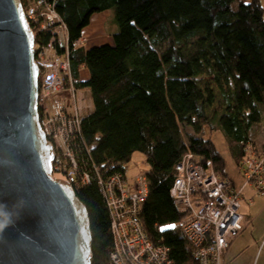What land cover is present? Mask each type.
<instances>
[{"label": "trees", "instance_id": "trees-1", "mask_svg": "<svg viewBox=\"0 0 264 264\" xmlns=\"http://www.w3.org/2000/svg\"><path fill=\"white\" fill-rule=\"evenodd\" d=\"M34 2L36 47L53 38L57 53H68L71 87L90 94L91 108L58 152L88 213L90 264L110 263V195L120 198L112 178L126 179L135 151L146 163L147 195L134 211L143 234L172 264H196L181 230L187 213L170 191L175 166L188 153L233 183L212 133L223 134L236 165L264 138V0ZM105 12L116 26L112 44L76 45L88 18Z\"/></svg>", "mask_w": 264, "mask_h": 264}, {"label": "water", "instance_id": "water-1", "mask_svg": "<svg viewBox=\"0 0 264 264\" xmlns=\"http://www.w3.org/2000/svg\"><path fill=\"white\" fill-rule=\"evenodd\" d=\"M34 43L21 1L0 0V264H90L85 205L52 174Z\"/></svg>", "mask_w": 264, "mask_h": 264}, {"label": "built area", "instance_id": "built-area-1", "mask_svg": "<svg viewBox=\"0 0 264 264\" xmlns=\"http://www.w3.org/2000/svg\"><path fill=\"white\" fill-rule=\"evenodd\" d=\"M24 2V17L29 23L35 18V5L38 7L39 4L34 0ZM44 13L52 21L53 12L45 8ZM58 30L57 41L63 45L65 37ZM75 43L82 45L84 37ZM33 62L39 70L40 124L56 154L52 173L56 178L71 182L70 175L61 168L63 161L58 152L67 150V137L83 112L79 114L74 103L61 100L58 90L65 91L66 97L72 92L82 99L83 91L74 90L68 82V53H57L53 38L39 48L34 43ZM85 101L90 109V97L87 96ZM246 150L248 154L237 165L242 178L241 186L236 185L234 180L230 183L222 179L212 167L203 168L188 153L175 166L177 173L170 191L179 211L187 213L181 222V230L192 248L196 264H225L224 252L242 230V215L239 212L242 188L250 185L255 194L264 189V138L257 146L248 145ZM145 173L139 172L131 180L127 176L120 181L112 178L114 183L118 181L120 198L112 193L110 195L113 239L109 264H172L167 248L154 244L143 234L134 214L147 195Z\"/></svg>", "mask_w": 264, "mask_h": 264}, {"label": "rangeland", "instance_id": "rangeland-1", "mask_svg": "<svg viewBox=\"0 0 264 264\" xmlns=\"http://www.w3.org/2000/svg\"><path fill=\"white\" fill-rule=\"evenodd\" d=\"M20 1L22 4V8H24L25 7L24 0H20ZM35 7L37 8L36 5ZM263 7H264V3H263ZM88 19L89 20L87 24L82 29V35H83L82 38L84 37V43L82 45L87 48L86 50L88 49L91 50L94 47H98V46H106V47L110 46L112 44V37L110 35V32L115 26L113 19H110L108 17L107 20V12L92 14ZM56 31L59 32L58 28H56ZM86 92H81L83 95V99H82L78 94L73 95L72 92H70L66 97L64 96L65 95L64 93H66L65 91L63 92L62 90H58V95H59L58 97L67 103H71V102L74 103L77 106L79 114L83 112L81 114L83 115L84 113L89 111V107H90L89 103L85 101V98L87 97ZM211 137L213 138L215 146L220 150V152L224 156L225 165L227 167L229 175L230 176L233 175L235 176V174L240 175V173H238L237 170L238 166L236 165L235 161L233 160V158L231 157L228 151V144L226 143L223 134L220 131H215L212 133ZM125 166H126V176L128 177V180H131L139 172L145 173L146 163L144 161L143 154L141 152L135 151L132 154L130 160L125 164ZM57 176L59 175L57 174ZM240 180H242L241 177ZM263 193H264V189L259 194L256 195H261ZM243 204L244 203H242V205ZM240 210L242 211V207L240 208ZM263 217H264V212L262 213V215H260L258 219L255 220L251 232L248 234V238H249L248 246L244 251V253L238 257L236 264L237 263L248 264L249 262H251L253 247H257V251L255 253L252 264H264V222H261V218ZM258 236H260L259 243L257 240ZM224 258H225V252H224Z\"/></svg>", "mask_w": 264, "mask_h": 264}, {"label": "crops", "instance_id": "crops-1", "mask_svg": "<svg viewBox=\"0 0 264 264\" xmlns=\"http://www.w3.org/2000/svg\"><path fill=\"white\" fill-rule=\"evenodd\" d=\"M85 49L87 48L85 47ZM86 93H88L87 96L90 97L89 92L87 91ZM232 178L235 181V184L237 183L236 185H242V180H240L239 174H235V176L233 175ZM242 203L244 204L242 205ZM241 207L242 211L240 210ZM239 212L242 215V230L240 231L239 235L230 242V245L226 249L225 264H236L238 257L243 254L246 250L249 243L248 234L251 232L255 220L258 219L260 215H262V213L264 212V193L261 195H256L252 186H244L242 188V198L240 202ZM261 222H264V217L261 218ZM259 239L260 236H258L257 238L258 243ZM256 251L257 247H253L252 259L251 262H249L248 264L253 263Z\"/></svg>", "mask_w": 264, "mask_h": 264}, {"label": "clouds", "instance_id": "clouds-1", "mask_svg": "<svg viewBox=\"0 0 264 264\" xmlns=\"http://www.w3.org/2000/svg\"><path fill=\"white\" fill-rule=\"evenodd\" d=\"M0 227H3V225H2V224H0Z\"/></svg>", "mask_w": 264, "mask_h": 264}, {"label": "snow or ice", "instance_id": "snow-or-ice-1", "mask_svg": "<svg viewBox=\"0 0 264 264\" xmlns=\"http://www.w3.org/2000/svg\"><path fill=\"white\" fill-rule=\"evenodd\" d=\"M168 227H172V226H168Z\"/></svg>", "mask_w": 264, "mask_h": 264}, {"label": "bare ground", "instance_id": "bare-ground-1", "mask_svg": "<svg viewBox=\"0 0 264 264\" xmlns=\"http://www.w3.org/2000/svg\"><path fill=\"white\" fill-rule=\"evenodd\" d=\"M54 176V175H53Z\"/></svg>", "mask_w": 264, "mask_h": 264}]
</instances>
